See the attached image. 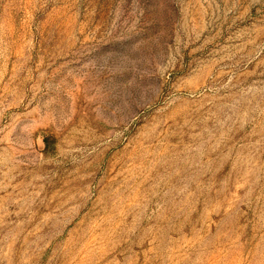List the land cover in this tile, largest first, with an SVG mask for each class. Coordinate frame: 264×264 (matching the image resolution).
I'll return each instance as SVG.
<instances>
[{
  "label": "rangeland",
  "instance_id": "374dc122",
  "mask_svg": "<svg viewBox=\"0 0 264 264\" xmlns=\"http://www.w3.org/2000/svg\"><path fill=\"white\" fill-rule=\"evenodd\" d=\"M0 264H264V0H0Z\"/></svg>",
  "mask_w": 264,
  "mask_h": 264
}]
</instances>
